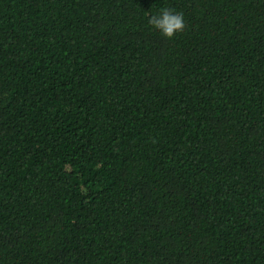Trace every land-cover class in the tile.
<instances>
[{
    "label": "trees",
    "instance_id": "1",
    "mask_svg": "<svg viewBox=\"0 0 264 264\" xmlns=\"http://www.w3.org/2000/svg\"><path fill=\"white\" fill-rule=\"evenodd\" d=\"M0 264H264V0H0Z\"/></svg>",
    "mask_w": 264,
    "mask_h": 264
},
{
    "label": "clouds",
    "instance_id": "2",
    "mask_svg": "<svg viewBox=\"0 0 264 264\" xmlns=\"http://www.w3.org/2000/svg\"><path fill=\"white\" fill-rule=\"evenodd\" d=\"M148 24L168 39H172L177 33L183 32L186 27L183 14L169 8H164L159 13L150 15Z\"/></svg>",
    "mask_w": 264,
    "mask_h": 264
}]
</instances>
